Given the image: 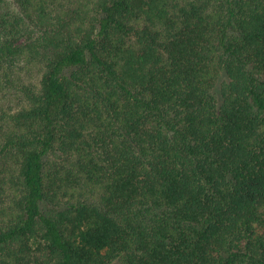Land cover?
Masks as SVG:
<instances>
[{
	"label": "trees",
	"instance_id": "16d2710c",
	"mask_svg": "<svg viewBox=\"0 0 264 264\" xmlns=\"http://www.w3.org/2000/svg\"><path fill=\"white\" fill-rule=\"evenodd\" d=\"M0 264H264V0H0Z\"/></svg>",
	"mask_w": 264,
	"mask_h": 264
}]
</instances>
